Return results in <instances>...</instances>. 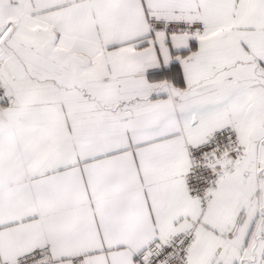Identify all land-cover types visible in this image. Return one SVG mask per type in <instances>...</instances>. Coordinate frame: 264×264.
I'll list each match as a JSON object with an SVG mask.
<instances>
[{
  "label": "snow or ice",
  "instance_id": "6c2138e0",
  "mask_svg": "<svg viewBox=\"0 0 264 264\" xmlns=\"http://www.w3.org/2000/svg\"><path fill=\"white\" fill-rule=\"evenodd\" d=\"M0 264H264V0H0Z\"/></svg>",
  "mask_w": 264,
  "mask_h": 264
}]
</instances>
